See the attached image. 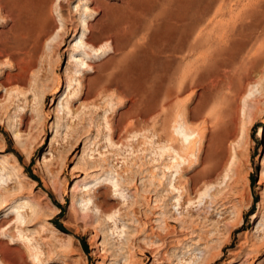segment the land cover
Returning a JSON list of instances; mask_svg holds the SVG:
<instances>
[{"label":"rangeland","instance_id":"obj_1","mask_svg":"<svg viewBox=\"0 0 264 264\" xmlns=\"http://www.w3.org/2000/svg\"><path fill=\"white\" fill-rule=\"evenodd\" d=\"M61 2V9L57 0L50 3L47 12L55 25L34 44L18 29L17 0H0V166L2 161L10 165L2 172L5 176L0 184L8 186L0 190L4 191L0 197L4 204L20 196L37 202L39 217L26 234L37 242L41 261L264 264V134L256 137L260 126L264 130V40L255 28L261 22L250 16L264 14V0ZM61 18L72 19L71 27L78 33L75 42L82 31L79 20L86 18L98 44L109 41L112 46L106 57L90 62L95 73L86 69L77 77L86 81L100 76V82L90 88L105 85L106 90L94 98L76 95L67 117H63L62 102L68 90L65 70L70 66L73 31L67 30L57 48L61 38L54 28ZM173 28L179 32L174 34ZM199 42L210 44V49L201 51ZM240 44L245 46L238 51ZM254 59L256 70L249 66ZM30 61L25 81L10 87L5 74ZM72 83L70 89L76 88ZM169 117L171 133L177 122L196 133L193 140L202 132L205 140L186 150L175 133L173 141L166 139L164 121ZM225 131L229 136L220 137ZM12 132L17 139H12ZM168 145L189 154L179 174L183 197L176 205L167 187L170 173L163 176L161 170L162 164L170 162L167 153L161 156V148ZM84 146H88L85 153ZM233 153L234 164L227 176L223 178L221 169L211 176V190L217 188L215 198L226 196V206L215 208L209 195L187 205L188 177L200 168V159L210 155L212 161L220 157L225 162ZM85 161L102 167L89 168ZM96 172L114 177L125 199L117 200L113 186L103 181L89 195L90 201L72 206V194L79 197L81 191V187L70 191L74 180L90 179ZM196 188L189 190V198L196 196ZM104 203L117 211L116 226H123L119 235V229L114 231V223L101 213L99 205ZM3 214L0 208V219ZM49 222L65 235L53 232ZM14 242L25 250L23 243Z\"/></svg>","mask_w":264,"mask_h":264},{"label":"bare ground","instance_id":"obj_2","mask_svg":"<svg viewBox=\"0 0 264 264\" xmlns=\"http://www.w3.org/2000/svg\"><path fill=\"white\" fill-rule=\"evenodd\" d=\"M53 1L54 0H17L18 13L15 16V21H17L18 29L21 32V34L25 37L26 40L31 41V42H34V44L35 43L38 44L39 41H40V38L42 36H46L48 33H50L49 31L51 30V28L55 24H52L51 21L49 20V15H48L47 10L49 8L50 3L53 2ZM61 3H62L61 0H57V3L56 4H57V7L59 9L62 8ZM207 5H209V4H207ZM51 6H53V5H51ZM96 6H97V8H99V3L98 2L96 3ZM209 6H211V5H209ZM13 12H15V11H13ZM94 13H95V11H94ZM61 14L59 16L63 17ZM203 16H204V14H203ZM250 16L251 17L252 16L253 17H257L258 20L261 22V23H259V25H256L255 28L256 29H259V31H260L259 37L262 40H264V14H259V15L254 14L253 15L251 13ZM59 21H60V25L58 26L57 23H56V26L54 28V29H56L58 31V37L61 38L59 44L57 45V48L59 47V45L61 43H63L65 41L63 39V37L65 36L67 30L68 31H73V38L69 41V47L70 48H68L70 51L68 50V60H67V62H68V64L70 66H69L68 69L65 70L66 73H67V84H66V88H68V90H67V94L64 97V100L62 102V106H64L63 110L65 112V115H63V117H67L70 114L69 104H70V102H72L71 100L73 98H76V95H79V98H83V99L84 98H88V97H93L94 98L96 96H99V95L103 94V92L106 90L105 89L106 86L104 85V83H103L104 86H101L100 89L99 88H97V89L96 88H93V89L90 88V87H92V85H90V84L93 83V84L96 85V84H98L100 82V80H101V77L100 76H96V77H93V78H87L86 81L85 80H81L80 78H77V77L79 76V73L81 71L84 72L86 69H88V71H90L92 73L93 72L95 73L96 72L95 71V67L92 64H90V62L91 61H94V57H98V56L101 57V58L106 57L108 55L107 52H110V49H112V46H111V44H109V41H106V40H105L106 41L105 44L104 43H101V42H99L101 45L98 44V41L99 40H98V37H96L94 35V32L95 31L93 32V25L86 18H82V19L79 20V24L82 27V31H81V34L79 36L78 42H75V39H76L77 34H78L77 31H76V28L73 27V26L71 27V25H72L71 24L72 19H69V18H61V19H59ZM79 24H78V27H79ZM190 24H192V23H190ZM190 24H189V26H190ZM251 25H253V24H251ZM194 26H195V24H194ZM188 28H185V29L188 30ZM185 29L183 28L182 30L185 31ZM194 29L195 28L193 26H191L189 28V31H192L193 32ZM172 30H173V33L174 34L176 32H179L178 31V28H173ZM185 35L186 36H184V39H187V36H189V34L187 35L185 33ZM184 39H183V41H184ZM39 46H40V44H39ZM192 46H191V48H192ZM198 46L201 49V51H204V50L210 49V46L211 45L210 44H207V43L206 44H201L199 42ZM244 46H245V44L238 45V47H237L238 49L237 50L238 51L239 50H242L244 48ZM257 47H258V45H257ZM189 48H190V46H189ZM214 49H216V48H214ZM224 51H225V49H224ZM172 52L174 54H178V53H182L183 51H172ZM254 60L255 61L249 63V66L256 70L258 68V62L256 61V59H254ZM171 61H172V59H171ZM30 66H32V62L31 61H30V63L27 66L20 67V68L15 67L17 70L15 72H13V73H6L5 74V77H4L6 83L10 87H15V86H17V84H20L21 85L23 83V81H25V74L28 71V69H29ZM188 67H190V66H188ZM187 70H188V68H187ZM124 74H126V73H124ZM73 81L76 83V85H75V83H74V85L77 86V87L76 88L72 87L70 89V86L73 84L72 83ZM184 81H185V79H184ZM104 82L106 83V81H104ZM113 84H114V81H113ZM214 86H215V84H214ZM150 87H152V86H150ZM13 90L15 92L16 89H13L12 88V91ZM225 99H227V98H221L222 101L225 100ZM162 102L164 103V101H162ZM225 103H226V101H225ZM216 104H218V103H216ZM163 106L168 107L169 105L168 106L167 105H163ZM162 107H160V109L163 110ZM165 110H166V108H165ZM176 112H174V113H176ZM218 112H220V109H219ZM177 117H179V116H177ZM171 118H173V117L171 116ZM104 119H105V116H104ZM165 119H166V117H165ZM169 119H170V117L167 118V120H165V121H168ZM171 120H169V121H171ZM217 120H218V118H217ZM165 121H164L165 129H166V131H165V138L172 140L171 139L172 138V135H173V133H175L180 138L179 140H181V142H182V145H183L182 148H184L186 150L189 149L192 145L193 146H194V144L196 145V142H200L202 140H205V133H203V132L200 133V136L198 135L199 136V139L197 138L198 140H196V141L193 140L195 138V136H196L195 135L196 133L194 134L193 131L190 133V131H188L187 129H185V127H183L182 124L181 125L180 124L179 125H176L177 122L173 126V128H172L173 129V132L171 133L170 130H168L169 129L168 127H170V122L168 121V123L167 122L165 123ZM118 123H120V122H118ZM202 124H203V122H202ZM131 125H132V123H131ZM157 126L158 125H156V127ZM152 127H153V125H152ZM140 129H141V127H140ZM57 132H58V130H55V134L54 135H56ZM221 132H219V133H221ZM263 134H264V130H263L262 126H260L259 133L256 135V137H258V138L259 137H263ZM146 136H144V137H146ZM228 136H229V133L227 131H225L223 134L220 135V137H228ZM12 139L13 140L14 139H17V133L16 132H12ZM50 142H53V138L51 139ZM171 143L172 142H170L169 145ZM198 144H200V143H198ZM116 145H118V144H116ZM116 145H115V147H116ZM84 147L85 148L82 151L83 153H85L87 151V147L88 146H84ZM161 150H162L161 151L162 152L161 153V156L163 154L166 155V153H167V155L169 157L168 159L170 161L169 164H162V169L161 170H162L163 176L166 175L165 174L166 172H169L170 173L169 174V177H168V181H167V187H169L171 189V191L173 192V194L175 195L174 200H173L172 203L174 205L180 204V201H181V199L183 197V194H182L183 193V189H182L183 187H181V185L179 183V180H180L179 179L180 178L179 177V174H180L181 170H183L182 167L184 166L185 162L187 161V158H188V155L189 154H187V155L184 154L183 155V154H181L179 152L181 150L178 151V150H176V148H174L172 146L163 147V148H161ZM186 153H187V151H186ZM188 153H192V151L191 152H188ZM215 153L217 154V152H215ZM190 155H193V154H190ZM207 156L209 157L210 155H207ZM205 157H202L200 159V168L198 170H196V172L194 171L195 173L188 177L189 178V188L186 189L187 193L185 192L186 193V195H185L186 196L185 202H186L187 205H191V204L195 203V198L196 197L199 200V199H202V197H205L206 198L209 195L212 198V200H213V201H211L212 206H214V207L217 206V205L224 206L226 204V202H225L226 201V196L225 197L223 196L224 198H215V195L218 193V190H217V188H214L213 190H211L212 187H213V185H214V182H213L214 179L212 178L213 179V181H212L211 176H212V174H213L214 171L221 169L220 171H224L225 172V174L222 175L223 178H225L227 176V171L229 170V167L232 166V164H234L233 163L234 162L233 160H234L235 154L233 153V157H232V159L230 161L227 160L225 162L223 161L224 159L222 160L220 157H218L215 161L210 160L208 157H206V158H208V159H206ZM103 161H104V159H103ZM154 161H157V160H154ZM1 164H2V167L0 166V181L2 182V181H4L3 180V176H5L4 174H2V172L5 171V168L6 167H9L10 165H7V163H5L3 161L1 162ZM84 165H88L89 168L98 167V166L102 167L101 166L102 164H100V163L97 164L96 162H91V161H85ZM15 168L12 165L10 167V169L12 171H14ZM97 169H100V168H97ZM90 171L92 172L93 170H90ZM97 171H99V170H97ZM10 175H11V173H10ZM13 175H14V173H13ZM7 176H8V179H9V174ZM16 180H17V176H16ZM127 180H128V178H127ZM74 181L75 182L73 184V188L70 191L71 192L72 191L75 192V190L77 188L79 189V187H81V191H80V193L77 192V194L80 195L79 197L76 194H72V197H71V205L72 206H75L76 207L78 201H80V202L90 201L91 200V197L89 195L91 193H93V191L95 189L99 188L100 187V184L103 181L104 182H107V183H109V184H111L113 186L114 192L116 193V196H117V198H116L117 200H120V198H122V197L124 198L123 189H122L121 185L119 184V182L117 180H114V177H108L106 175L104 176L103 173L100 174V173H97L96 172L94 175L90 176V179H87V178L79 179V178H77ZM199 181H200V184H198ZM92 183H95V185H97V187L93 189ZM7 186H8V184L6 186L3 185V184H0V190L6 189ZM195 186L197 187L195 189L196 190L195 191L196 192V196H194L193 198H189L188 197L189 196V190H191ZM209 191H210V193L208 194ZM0 192H4V191H0ZM1 194L2 193H0V196H1ZM81 195H82V197H81ZM85 196H87V197H85ZM2 197H0V208L4 209V214H3L2 218L0 219V229H1L0 239H2V238L3 239H10L13 242H11V241L10 242L9 241L8 242H4V241H1L0 240V259L2 260L0 262V264H45L40 259L41 255H42V251L40 250L37 242H32L31 238H29V236L26 234L27 228L29 226H32L33 225V221L36 220L39 217V212H38V208H37L38 207L37 202L33 201L31 198H29V196H25V197L24 196H20V197L14 199L13 201L9 202L8 204H4L5 200H3ZM99 206H100L99 208L101 209V213L103 214L104 218H106L107 220H110L111 222L114 223V231L117 232V229H119V231L117 233L119 235L123 231L122 230V227L123 226L121 228L116 226L115 214L117 213V211L116 210H112V209L109 210L110 207L107 208L108 205L106 207H104L105 206V203H104L103 206L102 205H99ZM257 217H258L257 215L254 216V218H257ZM49 225L51 226V230L53 232L62 233L61 230H59V228H57L55 225L51 224L50 222H49ZM185 228L187 229L189 227H185ZM62 234L65 235V233H62ZM14 241H18V242L23 243L24 244V247H25V250L22 249L20 246H17L16 242H14ZM8 245H12V246H8Z\"/></svg>","mask_w":264,"mask_h":264}]
</instances>
